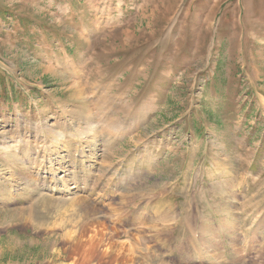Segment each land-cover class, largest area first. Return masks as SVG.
Returning <instances> with one entry per match:
<instances>
[{
  "label": "rangeland",
  "instance_id": "1",
  "mask_svg": "<svg viewBox=\"0 0 264 264\" xmlns=\"http://www.w3.org/2000/svg\"><path fill=\"white\" fill-rule=\"evenodd\" d=\"M117 242L264 264V0H0V264Z\"/></svg>",
  "mask_w": 264,
  "mask_h": 264
},
{
  "label": "bare ground",
  "instance_id": "2",
  "mask_svg": "<svg viewBox=\"0 0 264 264\" xmlns=\"http://www.w3.org/2000/svg\"><path fill=\"white\" fill-rule=\"evenodd\" d=\"M77 85V84H76ZM75 86V85H74ZM80 87V86H79ZM91 118V117H90ZM60 131H62V130H60ZM47 150V149H46ZM49 152V151H48ZM27 155V154H26ZM13 161V160H12ZM23 167V166H22ZM25 168V167H24ZM15 171V170H14ZM27 184V183H26ZM76 183H71V184H68L67 186H66V191H70V190H72V189H76V185H75ZM33 185V184H32ZM225 186V185H224ZM25 195V194H24ZM225 204V203H224ZM90 206H92V205H90ZM93 209V208H92ZM13 211V210H12ZM232 220V219H231ZM229 223V222H228ZM232 223V222H231ZM95 225V224H94ZM231 225H233V224H231ZM157 226V225H156ZM94 227V226H93ZM229 227V226H228ZM202 231H203V236H204V240L206 241H204V243H208V244H210L211 243V241L210 240H212V238H213V236H212V232H211V230H210V228H209V226L207 225V224H203L202 225ZM118 233V232H117ZM98 234V233H97ZM114 236V233L113 234H111L110 235V237H113ZM128 241V240H127ZM215 241H216V239H215ZM217 242V241H216ZM108 243V242H107ZM117 244H119V246L120 247H122V251H125V252H127V254H129V255H131L132 256V259H134L135 261H134V263H137V262H139V264H145L144 262H142V261H140V260H138L137 258H136V256H133V254H134V251H135V248L132 246V245H130V244H128V243H125V242H117ZM218 244V243H217ZM209 249V248H208ZM210 250V249H209ZM214 250V249H213ZM212 250V251H213ZM116 252V251H115ZM124 253V252H123ZM213 254V253H212ZM218 254V253H217ZM219 255V254H218ZM222 256V255H221ZM122 257H123V254H122ZM221 259V258H220ZM222 261V260H221Z\"/></svg>",
  "mask_w": 264,
  "mask_h": 264
}]
</instances>
